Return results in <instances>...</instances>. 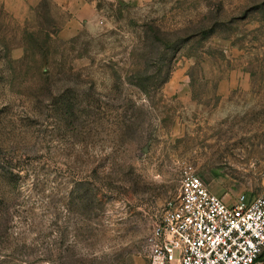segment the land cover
I'll return each instance as SVG.
<instances>
[{
	"label": "rangeland",
	"instance_id": "374dc122",
	"mask_svg": "<svg viewBox=\"0 0 264 264\" xmlns=\"http://www.w3.org/2000/svg\"><path fill=\"white\" fill-rule=\"evenodd\" d=\"M184 163L264 193V0L0 2V264H149Z\"/></svg>",
	"mask_w": 264,
	"mask_h": 264
},
{
	"label": "built area",
	"instance_id": "2783aa9c",
	"mask_svg": "<svg viewBox=\"0 0 264 264\" xmlns=\"http://www.w3.org/2000/svg\"><path fill=\"white\" fill-rule=\"evenodd\" d=\"M149 264H255L264 247V193L227 202L190 163L145 235Z\"/></svg>",
	"mask_w": 264,
	"mask_h": 264
},
{
	"label": "crops",
	"instance_id": "0c3cea01",
	"mask_svg": "<svg viewBox=\"0 0 264 264\" xmlns=\"http://www.w3.org/2000/svg\"><path fill=\"white\" fill-rule=\"evenodd\" d=\"M39 0H0L5 9L9 11H21L31 7ZM58 5L70 6L72 3H76V0H48ZM255 264H264V247L259 252L255 259Z\"/></svg>",
	"mask_w": 264,
	"mask_h": 264
}]
</instances>
